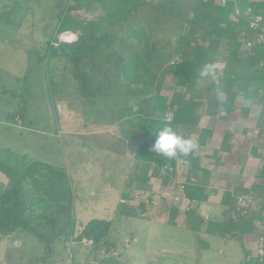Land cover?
Segmentation results:
<instances>
[{"label": "trees", "instance_id": "16d2710c", "mask_svg": "<svg viewBox=\"0 0 264 264\" xmlns=\"http://www.w3.org/2000/svg\"><path fill=\"white\" fill-rule=\"evenodd\" d=\"M166 2V5L158 6L166 15V21L178 20L187 27L185 33L169 42V55L162 53L147 30L135 24L139 22L145 6L155 3V0H69L64 12H56V33L71 32L78 35L77 40L62 44L67 50L63 54H59L60 45L56 47L47 41L44 57L48 68L52 65V58H60L56 62L59 77L64 78L69 73L73 85L77 86L84 99L97 96L113 99L114 112L117 113L115 126L120 136L117 143L136 142L133 155L139 167L134 175L136 182L147 184L150 178H160L161 184L167 187L175 176L177 161L181 160L188 173L182 187L183 195L190 202L201 203L210 195L207 186L211 172L202 167L195 152L174 159L158 155L152 150L155 133L169 125L183 135L188 128L198 126L202 113L215 112L228 117L234 112L237 95H242L259 105L255 127L264 139V44L250 50L243 47L254 33L249 29L251 16L260 17V25L264 27V0L239 2L237 8L241 13L237 20L232 18L235 6L231 2L224 6L215 4V0ZM95 5L100 13L93 21L79 18L78 13L90 12ZM10 7L17 10L15 5ZM247 9L251 13L244 16ZM173 58H176L175 63L169 64ZM206 63L217 66L215 80L199 79V69ZM167 76L173 79L171 96L162 93ZM199 81H205L202 99L191 95L197 92ZM2 93L9 94L5 89ZM167 112L173 113L169 122L165 120ZM212 134L211 128L200 129L196 138L198 146H205ZM232 139V134L225 133L219 152H227ZM257 151V147H251L252 157L259 159L256 180L264 182V156H257ZM216 156L213 154L212 157ZM164 166L173 171L169 176L161 177L159 170ZM257 182L249 189L238 186L236 191L259 194L258 210L252 208L241 216L235 210L233 193L224 192L220 205L225 207L226 219L221 223L208 221L203 226L202 218L188 208L183 214L187 228L199 240L201 233L230 238L235 234L239 237L252 234L256 228L254 223L264 222V185ZM53 184L67 185L63 171L32 162L21 175L19 186L10 190L8 198L0 195V235L21 231L30 233L43 243L48 255L56 241L69 237L77 244H83V240L90 241V245L85 244L91 248L87 256L89 264L91 256L95 261L98 255L114 253L115 245L110 238L112 221L91 219L77 232L78 220L72 208L48 193L47 189ZM41 186L44 191L40 190ZM26 188L29 190L25 191ZM26 192H29V198ZM122 197L127 195L122 194ZM3 208L8 211L5 213ZM145 211L144 203L136 208L119 202L114 215L140 218ZM178 215V208L171 206L166 223L177 226ZM243 261L244 264H264V255L245 250Z\"/></svg>", "mask_w": 264, "mask_h": 264}, {"label": "rangeland", "instance_id": "374dc122", "mask_svg": "<svg viewBox=\"0 0 264 264\" xmlns=\"http://www.w3.org/2000/svg\"><path fill=\"white\" fill-rule=\"evenodd\" d=\"M68 1L0 0V13L4 11L0 15V162L6 158L5 165H8L2 163V168L0 166V179L6 173L12 180L6 189L0 181V195H5L7 199L10 190L19 186L25 169L37 161L63 171L67 185L60 187L53 184L47 190L60 203L72 208L78 220L77 232L91 219L112 221L110 238L115 252L98 255L95 261L91 256V264H244V246L250 238V244L255 249L259 238L264 236V222L260 224L256 221L253 233L242 237L237 234L230 238L201 233L199 240L186 228L183 214L191 207L178 203L181 211L177 216L178 225H168L166 220L171 205L168 207L167 200L153 190L152 204L140 218L116 217L112 213L120 194L125 191V184L136 182L134 176L129 178L128 171L121 174L125 169L127 148L131 150L136 142L117 143L120 136L115 126L117 113L114 112L116 106L112 98L105 100L104 96H97L84 99L77 86L73 85L69 73L64 78L59 77L58 56L51 61L54 69H51L52 65L50 68L46 65L44 54L47 41L50 40L52 45L67 44L58 41L63 33H56V12H64ZM156 1L145 6L139 22L135 24L147 30L162 53L169 55V42L185 33L187 27L178 20L166 21V15L161 13ZM12 5L17 10H13ZM99 13L95 5L90 12L77 15L91 22ZM64 34L68 36L67 41L77 40V34ZM172 61L175 63L176 58L171 59L169 64ZM204 83H197V92L191 93L194 98L202 99ZM4 89L8 90V95L2 93ZM173 90V79L167 76L162 93L171 96ZM242 97L238 95L236 98V110L239 112L240 107L250 101ZM250 108L247 119L250 130H253L255 114L260 107L254 103ZM261 151L264 156L262 145ZM245 154L248 156L250 153ZM232 161L230 158L227 163ZM252 168L248 184L254 180L252 176L256 166ZM235 176L228 179L232 181ZM43 189L41 186L40 190ZM28 190L26 188L25 191ZM238 193L241 192L235 190L233 195ZM253 195L256 199L253 208L258 210L261 196ZM262 202L264 205V200ZM125 204L135 207L131 203ZM202 207L205 203L197 204L199 211ZM212 210L219 215L221 209L217 206ZM3 211L6 213L8 209L3 208ZM221 213L222 220L226 219L223 211ZM70 239L56 241L52 244V253L48 255L43 243L30 233L21 231L8 236L0 235V264H89L87 256L91 248L87 244L70 246Z\"/></svg>", "mask_w": 264, "mask_h": 264}, {"label": "crops", "instance_id": "0c3cea01", "mask_svg": "<svg viewBox=\"0 0 264 264\" xmlns=\"http://www.w3.org/2000/svg\"><path fill=\"white\" fill-rule=\"evenodd\" d=\"M68 33L73 34L71 32ZM70 41H73V39H70ZM239 96L242 97V95ZM242 99L244 98L242 97ZM250 101L248 102L249 104L241 106L239 112L236 110V104L238 102H236L235 99L234 112L228 117L218 115L215 112L202 113L198 126L195 128H188L183 134L186 138H192L196 140L200 129L211 128L213 130V134L211 138L207 140L206 145L203 147L198 146V148L195 150V154L200 158V164L202 165V167L208 169L211 172V176L207 186V190L210 192V195L205 202H201L205 203V207H202L201 211L197 209V204L200 203H190V201L186 199L183 195L182 187L184 185L188 173L186 171V168L181 164V160L177 161L175 171L176 175L170 181L167 187H164L161 184L160 178H150L147 184H142L133 181L131 183L128 182L124 186L125 191L122 192L119 196V202L124 199L127 200V203H129L130 201H132L133 197L137 193L141 192H143L144 197L148 196L149 199H151L152 190L158 191L160 193V196L164 197L163 199L165 201L167 200L166 202L169 203L168 207H170V205L177 207L179 213L181 211L177 204L182 203L183 206L185 205L191 207L200 216V218H202L203 223H206L208 221L221 223L223 216L221 211L224 210H222L223 206L220 205V200L223 193L230 192L232 194L238 186H241L243 189H249L253 183L257 182V180L255 181V178L258 174L259 159L257 157H252L251 147H257V156H262L263 152L261 151V145L264 147V140L260 138L258 132L259 129L255 127V122L259 115L260 108L259 111L255 114L256 119L254 124L252 125L253 130H250V126H248L247 113H251L250 107L254 104L252 101ZM201 110H203V108L200 109V111ZM15 122H17V118H15ZM225 133L233 135V139L230 141V149L227 152H219L221 141ZM244 147L245 149H242ZM135 149L136 144L131 146V150L127 148V158L124 160L125 169H122L121 173L125 174V172L128 171V174L130 175L129 178H133V176L136 175L139 170V167L137 166L136 161L133 158ZM248 152L250 154L246 156L245 153ZM213 154H216L217 156L212 157ZM230 158L233 159V161L231 162V164H228L227 162L228 160H230ZM6 160L7 159L5 158L3 162H0L1 168L3 165L8 167V165H5ZM254 165L256 166V172L252 176L254 180L250 182V184H248V177L252 173V167ZM7 170L8 169H6V171ZM230 176H235V179L231 181L230 179H228ZM0 181L3 183L4 189L8 188L9 182H12V180L8 179L6 173L5 177L1 178ZM257 183L264 185V182ZM122 194H126L127 197L123 198ZM160 196L159 198H161ZM166 202L164 208L167 210ZM215 206H219L221 209L219 215L213 212L212 210V208H216ZM115 208L116 206L114 207L112 213L114 212ZM211 216H215L218 218H211ZM250 242L251 241L249 238V240L246 242V245L244 246V249L246 251L252 252L254 251V246L250 244Z\"/></svg>", "mask_w": 264, "mask_h": 264}, {"label": "built area", "instance_id": "2783aa9c", "mask_svg": "<svg viewBox=\"0 0 264 264\" xmlns=\"http://www.w3.org/2000/svg\"><path fill=\"white\" fill-rule=\"evenodd\" d=\"M241 1H246V2H250L252 0H215V4L220 5V6H224L227 3L231 2L234 4L235 8H234V13L232 15L233 20H237L238 16H240V10L237 8V4ZM251 13L250 9H247L244 12V16H248ZM261 22V18L260 17H254L251 16L249 18V29L254 32L252 34V39L248 40L245 45H244V49L245 50H250L253 46L256 45H262L264 44V27H261L260 25ZM59 42H63V43H71L73 41H67L65 38H63V34L58 38ZM53 46H59L58 43H56ZM174 63V61H172V64ZM173 117V113L172 112H167L165 115V120L166 121H170ZM160 174L161 177H165V176H169V174L172 173V168L164 166L162 168H160ZM140 194H142V196H140ZM234 200H235V210L238 214H240L241 216L245 215L249 210H251L255 204H256V199L254 197V195L252 194H247V193H238L234 196ZM194 201H191L190 203H192ZM121 203H127V200H122ZM129 203H131V205H135V207L137 208L141 203L145 204V207L147 208L149 205L152 204L151 199H149V197H144L143 192L141 193H137L132 201H130ZM188 209V208H187ZM69 244L70 246H73L74 244H77L73 238H71L69 240ZM83 244H87L90 245V241H86L83 240L82 241ZM254 251L257 252V254L259 256H263L264 255V236H261L259 238L258 244H256Z\"/></svg>", "mask_w": 264, "mask_h": 264}, {"label": "clouds", "instance_id": "9594fccd", "mask_svg": "<svg viewBox=\"0 0 264 264\" xmlns=\"http://www.w3.org/2000/svg\"><path fill=\"white\" fill-rule=\"evenodd\" d=\"M217 66L212 63L204 64L198 72L201 80H215ZM222 114V113H221ZM152 150L158 155L174 159L178 156H189L198 148V143L192 138L177 133L172 126L166 125L155 133ZM187 163V161H186Z\"/></svg>", "mask_w": 264, "mask_h": 264}, {"label": "water", "instance_id": "95a60500", "mask_svg": "<svg viewBox=\"0 0 264 264\" xmlns=\"http://www.w3.org/2000/svg\"><path fill=\"white\" fill-rule=\"evenodd\" d=\"M158 4H167L166 0H157L156 1ZM63 53H67V50L65 49V47L63 45L60 46L59 48V54H63Z\"/></svg>", "mask_w": 264, "mask_h": 264}, {"label": "bare ground", "instance_id": "6f19581e", "mask_svg": "<svg viewBox=\"0 0 264 264\" xmlns=\"http://www.w3.org/2000/svg\"><path fill=\"white\" fill-rule=\"evenodd\" d=\"M63 38H65L66 40H68V36H67V34H64V35H63Z\"/></svg>", "mask_w": 264, "mask_h": 264}]
</instances>
